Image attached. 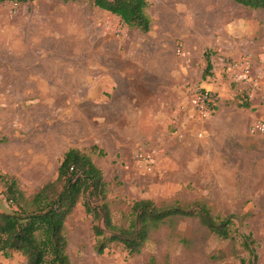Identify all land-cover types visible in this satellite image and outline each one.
Instances as JSON below:
<instances>
[{
    "label": "rangeland",
    "instance_id": "rangeland-1",
    "mask_svg": "<svg viewBox=\"0 0 264 264\" xmlns=\"http://www.w3.org/2000/svg\"><path fill=\"white\" fill-rule=\"evenodd\" d=\"M146 1L147 33L91 0L0 2V173L30 198L73 148L101 170L117 226L141 199L230 218L226 238L176 218L139 254L109 243L99 255L80 198L63 232L72 264H264V133L251 132L264 121V10ZM239 61L252 81L223 65ZM17 211L0 185V214Z\"/></svg>",
    "mask_w": 264,
    "mask_h": 264
},
{
    "label": "trees",
    "instance_id": "trees-1",
    "mask_svg": "<svg viewBox=\"0 0 264 264\" xmlns=\"http://www.w3.org/2000/svg\"><path fill=\"white\" fill-rule=\"evenodd\" d=\"M28 1L36 0H0L1 3L15 4ZM91 1L94 7L118 17L128 28H136L143 33L149 31L146 0ZM231 1L244 8L264 10V0ZM210 69L207 59L204 78ZM209 109L215 110L214 106ZM0 185L5 188L6 201L18 207V211L12 214H0V253L5 258L18 253L26 258V264H72L65 253L67 240L63 232L65 220L80 198L84 200L85 212L93 217L92 232L97 239L95 250L99 255L104 253L109 243L120 244L128 255L139 254L151 232L176 218L195 217L210 232L223 238L228 236L230 218H213L206 206L199 202L187 205L174 201L156 205L149 199L137 200L125 218L126 225H115L105 202L103 174L90 157L78 149H69L64 154L55 181L43 185L30 198L25 197L13 176L0 173ZM98 221L102 226L97 225Z\"/></svg>",
    "mask_w": 264,
    "mask_h": 264
},
{
    "label": "built area",
    "instance_id": "built-area-1",
    "mask_svg": "<svg viewBox=\"0 0 264 264\" xmlns=\"http://www.w3.org/2000/svg\"><path fill=\"white\" fill-rule=\"evenodd\" d=\"M225 67H227V70L233 73L235 77L242 79L243 81L251 80L250 77V65L243 61L239 62H231L229 65L223 64ZM205 106L210 107V103L206 98L203 100ZM251 132L255 134L264 133V121H258L252 125Z\"/></svg>",
    "mask_w": 264,
    "mask_h": 264
}]
</instances>
